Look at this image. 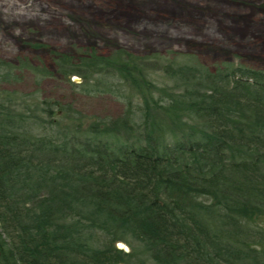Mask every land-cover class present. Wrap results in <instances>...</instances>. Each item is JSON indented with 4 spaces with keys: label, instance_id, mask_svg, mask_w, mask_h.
I'll return each mask as SVG.
<instances>
[{
    "label": "trees",
    "instance_id": "obj_1",
    "mask_svg": "<svg viewBox=\"0 0 264 264\" xmlns=\"http://www.w3.org/2000/svg\"><path fill=\"white\" fill-rule=\"evenodd\" d=\"M36 46L51 71L0 59V264H264V68ZM26 73L124 111L54 129Z\"/></svg>",
    "mask_w": 264,
    "mask_h": 264
},
{
    "label": "rangeland",
    "instance_id": "obj_2",
    "mask_svg": "<svg viewBox=\"0 0 264 264\" xmlns=\"http://www.w3.org/2000/svg\"><path fill=\"white\" fill-rule=\"evenodd\" d=\"M36 45L59 53L92 46L102 56L116 49L134 56L173 51L190 54L207 66L230 63L263 69L264 4L262 0H0V59L12 65L25 59L51 71L50 54ZM22 75L20 83L6 87L26 96L29 103L44 99L70 107L72 116L67 117L52 106L57 112L51 118L54 129L67 127L69 118L89 123L113 119L124 111L116 98L80 94L56 76ZM254 217L261 227L264 215ZM117 244L123 252L130 251L129 245Z\"/></svg>",
    "mask_w": 264,
    "mask_h": 264
},
{
    "label": "water",
    "instance_id": "obj_3",
    "mask_svg": "<svg viewBox=\"0 0 264 264\" xmlns=\"http://www.w3.org/2000/svg\"><path fill=\"white\" fill-rule=\"evenodd\" d=\"M74 80H76V79H74ZM262 227L264 228V219H263V222H262ZM117 245H119V247L116 246L118 249H122L123 246H121V244H117ZM118 264H122V263H118Z\"/></svg>",
    "mask_w": 264,
    "mask_h": 264
}]
</instances>
